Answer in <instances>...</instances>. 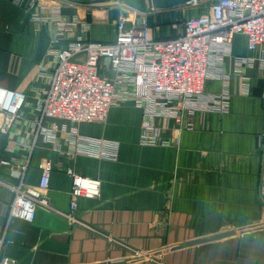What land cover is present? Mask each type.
<instances>
[{
	"label": "crops",
	"instance_id": "crops-1",
	"mask_svg": "<svg viewBox=\"0 0 264 264\" xmlns=\"http://www.w3.org/2000/svg\"><path fill=\"white\" fill-rule=\"evenodd\" d=\"M27 1L0 0V86L27 95L17 124L0 125V264H264V196L258 193L264 71H245L248 95L232 77L227 112L184 115L180 125L156 118L165 145H141L142 112L122 103L110 108L104 123L78 125L82 135L116 143L114 159L71 152L64 136L58 146L40 139L33 146L37 101L52 72L46 52L54 27L31 20ZM37 1L46 14L60 5L65 19L77 14L90 24L70 38L115 37L117 14L94 19L86 15L90 4ZM167 30L175 34L171 24ZM233 54H252L244 37H236ZM221 89L219 81H207V92ZM44 168L49 206L37 207L31 222L9 217L13 185L22 179L36 187ZM69 170L101 181L99 197L78 199L73 211ZM133 250L141 255L130 256Z\"/></svg>",
	"mask_w": 264,
	"mask_h": 264
},
{
	"label": "built area",
	"instance_id": "built-area-1",
	"mask_svg": "<svg viewBox=\"0 0 264 264\" xmlns=\"http://www.w3.org/2000/svg\"><path fill=\"white\" fill-rule=\"evenodd\" d=\"M27 4L31 20L54 27L46 52L52 72L49 86L37 101L38 116L30 130L33 146L39 139L58 146L64 136L71 152L114 159L116 143L82 135L78 125L104 123L110 108L122 103H132L142 112L141 145H165L156 118L180 125L184 115L227 112L232 77L240 81L241 93L248 95L251 82L245 71H264V0H192L179 7L189 6L199 13L175 17L171 21L175 34L164 38L155 36L148 24V14L159 9L131 6L117 14L115 37L110 42L90 41L81 35L70 38L76 28L85 33L90 24L77 14L65 19L60 5L51 6L46 14L37 0ZM237 36L244 37L252 54H233ZM209 80L219 81L221 91L207 92ZM26 100V93L0 86L3 129L17 124ZM186 127L191 128L192 123L187 122ZM258 147L262 159L259 192L264 196V131L258 134ZM20 169L23 177L26 166ZM68 172L70 210L76 209L80 198L99 197V179ZM48 183L49 171L44 168L36 187L22 179L13 185L9 217L31 222L37 207L49 206L45 197Z\"/></svg>",
	"mask_w": 264,
	"mask_h": 264
},
{
	"label": "rangeland",
	"instance_id": "rangeland-1",
	"mask_svg": "<svg viewBox=\"0 0 264 264\" xmlns=\"http://www.w3.org/2000/svg\"><path fill=\"white\" fill-rule=\"evenodd\" d=\"M80 1H92V0H80ZM135 3H138L139 5H141L142 0H138V1L137 0H110L107 2L94 3L93 5L88 7L86 15L88 17L91 16L94 19H97V18L100 19L103 17L104 14H108L109 18L114 19L115 15L118 14L121 9H128L131 6H133V8L136 10L142 9V8H136L134 6ZM64 7H67V6H64ZM82 9H85V8H82ZM81 12L82 11L80 10V13ZM197 13H199L198 9L189 8V6H186L185 8L176 6V8H171V9L165 8V9H159V10H152L148 14V24L152 29L158 32V36H161V37L167 36L168 35L167 29L170 27V23H171L170 21H173L171 20L172 18L174 19L176 16L177 17L178 16L189 17V16L196 15ZM171 14H174V15H171ZM260 168H261V164H260ZM258 193L260 195L259 186H258ZM240 232H244V231H240ZM140 255H141L140 252L133 250L130 256L138 257ZM150 259L154 260V257Z\"/></svg>",
	"mask_w": 264,
	"mask_h": 264
},
{
	"label": "water",
	"instance_id": "water-1",
	"mask_svg": "<svg viewBox=\"0 0 264 264\" xmlns=\"http://www.w3.org/2000/svg\"><path fill=\"white\" fill-rule=\"evenodd\" d=\"M68 2H73V3H78V4H85V5H93L94 3H99V2H107L110 0H92V1H79V0H65ZM138 1V0H137ZM192 0H142V4L139 5L138 3H135V7L136 8H146V9H164V8H170V7H176V6H181L184 4L189 3ZM128 26V25H126ZM223 235H226V233H221V234H217L214 235L213 237H211L210 239L207 240H211V239H216L218 237H221ZM203 240H199L197 242H202ZM183 246V245H180ZM176 248V247H172Z\"/></svg>",
	"mask_w": 264,
	"mask_h": 264
},
{
	"label": "trees",
	"instance_id": "trees-1",
	"mask_svg": "<svg viewBox=\"0 0 264 264\" xmlns=\"http://www.w3.org/2000/svg\"><path fill=\"white\" fill-rule=\"evenodd\" d=\"M171 22V21H170ZM171 24V23H170ZM164 38V37H163Z\"/></svg>",
	"mask_w": 264,
	"mask_h": 264
},
{
	"label": "bare ground",
	"instance_id": "bare-ground-1",
	"mask_svg": "<svg viewBox=\"0 0 264 264\" xmlns=\"http://www.w3.org/2000/svg\"><path fill=\"white\" fill-rule=\"evenodd\" d=\"M100 123V122H99Z\"/></svg>",
	"mask_w": 264,
	"mask_h": 264
}]
</instances>
